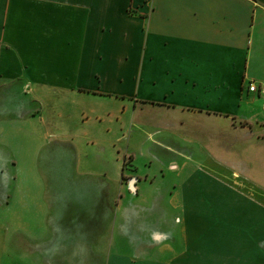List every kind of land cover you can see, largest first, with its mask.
Listing matches in <instances>:
<instances>
[{
	"label": "crops",
	"instance_id": "crops-1",
	"mask_svg": "<svg viewBox=\"0 0 264 264\" xmlns=\"http://www.w3.org/2000/svg\"><path fill=\"white\" fill-rule=\"evenodd\" d=\"M252 81L264 87V0H0V264H264ZM205 126L211 170L141 154L159 162L142 174L130 144L116 152ZM222 126L234 138L215 140ZM72 203L96 210L95 233H58Z\"/></svg>",
	"mask_w": 264,
	"mask_h": 264
},
{
	"label": "rangeland",
	"instance_id": "rangeland-1",
	"mask_svg": "<svg viewBox=\"0 0 264 264\" xmlns=\"http://www.w3.org/2000/svg\"><path fill=\"white\" fill-rule=\"evenodd\" d=\"M143 123L142 120H139L137 118V121L134 125L133 128H131V133H134L132 137L138 135L139 131H142L143 129L139 127ZM215 133L212 134L214 136L215 140H224L229 137L231 134L232 137L234 138L235 133L232 131L230 132V129L224 128H216L214 129ZM100 131V130H99ZM180 133L184 131L185 136H190L194 138V140H185L181 139L179 136H170L169 134H163L162 136L158 137L161 140L155 141V140H122L120 144H116L117 147H119L116 152H119L121 155H124L128 152L127 146L130 144V151H133V154L135 155H140L138 158V161L135 163L133 162L132 164L138 168V171L142 173L143 171H149L152 168H158V160L157 162H153L152 160H145L141 158V154L143 155H149L151 158H154L155 160L162 157L165 158L166 161H168L170 158H178L176 154L182 153L186 155L188 158H195L194 164L196 162H200V165L205 167L206 169L211 170V166L214 164V159L210 155L211 152L208 151V146L207 142L202 143L204 140H206V137L208 136L209 133H211V129L208 130V128L202 127L199 129H194L193 133H190V130L186 129H180ZM190 131V132H189ZM129 137V136H128ZM127 137V138H128ZM131 137V136H130ZM213 139V138H212ZM211 139V140H212ZM200 140V142H199ZM236 140V138H235ZM135 141V143H134ZM134 143L135 145L131 146V144ZM205 146H204V145ZM115 150V149H114ZM149 157V158H150ZM148 163V164H147ZM152 164V165H151ZM150 165V166H149ZM152 166V168H151ZM209 166V167H208ZM167 171V177L173 178V175L168 169ZM213 171V170H212ZM143 174V173H142ZM240 182L239 177H233V180L231 181L232 186L236 190H243L247 186L246 182ZM242 184V185H241ZM167 188V194L170 192ZM94 211L96 210H91L87 209L84 210V208H79L76 204L72 203L71 205L69 204L67 207H62L59 210V213L61 215V219H59L58 223H56V229L58 233H66V235L70 236L71 238L77 237V235L80 234H92L95 233L96 227L91 225V221L93 216H94ZM170 211V210H169ZM170 213V212H169ZM170 220V217H169ZM236 227L237 231L239 229V226H234ZM41 231L40 232H48L46 230V226H41ZM71 242V241H70ZM87 248L90 250V246L93 248L94 247V241H88L87 242ZM81 246L83 247L82 253H85V247L83 246L82 243H80ZM92 244V245H90ZM76 249H79L78 246ZM71 252L75 250L71 249ZM68 254V252H67ZM212 260V264H230L231 258H225L224 256H212L210 257ZM254 258L255 257H248V258H235V262L233 264H254ZM106 264V262H104ZM200 264H208V256H203L201 257Z\"/></svg>",
	"mask_w": 264,
	"mask_h": 264
},
{
	"label": "built area",
	"instance_id": "built-area-1",
	"mask_svg": "<svg viewBox=\"0 0 264 264\" xmlns=\"http://www.w3.org/2000/svg\"><path fill=\"white\" fill-rule=\"evenodd\" d=\"M249 91L252 93H257V92L261 91L262 93H264V87L259 86L257 84V82L252 81L249 83Z\"/></svg>",
	"mask_w": 264,
	"mask_h": 264
}]
</instances>
